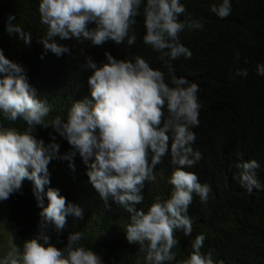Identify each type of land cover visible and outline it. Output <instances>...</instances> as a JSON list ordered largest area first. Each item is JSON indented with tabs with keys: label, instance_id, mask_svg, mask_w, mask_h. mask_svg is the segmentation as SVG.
Returning a JSON list of instances; mask_svg holds the SVG:
<instances>
[{
	"label": "clouds",
	"instance_id": "clouds-1",
	"mask_svg": "<svg viewBox=\"0 0 264 264\" xmlns=\"http://www.w3.org/2000/svg\"><path fill=\"white\" fill-rule=\"evenodd\" d=\"M210 11L224 19L231 14V0L213 2ZM186 12L180 0H39L40 23L46 26L40 40L46 52L60 57L71 50L55 42L90 41L101 46L111 41L121 45L136 43L133 31L137 17H143L145 46L158 53L157 60L168 69L171 85L165 73L153 69L142 57L133 60L117 59L105 52V61L97 65L85 55V70L90 98L73 101L65 116H50V108L37 97L28 83L25 70L8 60L0 49V203L13 194L20 193L22 182L34 184L38 213L37 234L22 244L10 236L8 250L0 256V264H104L100 255L83 246L82 233H70L63 248L50 241L49 226L57 232L63 230L68 217L83 219L84 209L69 203L59 190L50 184L48 164L56 158L69 161L78 153L87 166L86 175L98 193L105 210L113 204L128 214L124 229L126 241L143 254V264H224L214 261L213 251L201 253L205 236L197 235L191 243L187 257L177 259L179 240L192 234V219L187 215L194 195L207 202L211 187L199 182L198 176L184 169L193 167L202 155L192 145L196 135L191 130L199 126V87L184 77H177L171 62L184 57L190 59L191 51L179 43V34L189 29H202L198 21L181 22ZM15 19L9 16V22ZM94 25V27H89ZM9 34L16 33L25 44L32 36L9 23ZM81 54H84L83 51ZM256 74L264 76V64L256 66ZM246 77L248 70L236 73ZM4 122H23V131L6 127ZM37 127L51 128L65 139L72 149L58 156L60 145L45 144L33 133ZM50 139L56 137L50 133ZM170 156L175 169L168 180L172 188L167 199L156 197L145 210L142 195L145 182L156 180L155 169ZM236 179L251 195L254 190H264L257 177L256 160L242 161ZM47 206L44 207V198ZM109 201L112 204H109ZM139 264V261H138Z\"/></svg>",
	"mask_w": 264,
	"mask_h": 264
},
{
	"label": "trees",
	"instance_id": "trees-1",
	"mask_svg": "<svg viewBox=\"0 0 264 264\" xmlns=\"http://www.w3.org/2000/svg\"><path fill=\"white\" fill-rule=\"evenodd\" d=\"M186 12L181 22L198 21L202 29L185 28L179 34V43L191 51L190 59L183 56L171 62L177 77H184L199 87L197 93L201 105L199 126L191 130L196 135L192 145L202 159L184 170L195 173L201 184H208L211 193L207 202L194 195L187 215L192 219V234L183 237L177 231L179 244L173 251L177 259L187 257L192 251L191 243L197 235L205 236L202 254L213 251L214 261L224 264H264V190L249 195L236 179L242 161L256 160L257 177L264 187V76L256 74V66L264 64V0H231V14L224 19L210 11L217 0H180ZM39 0H0V49L11 62L25 70L28 83L36 90L37 97L50 108V116H65L73 101L90 98L85 70V55L91 56L97 65L106 62L104 53L117 59L144 58L153 69L165 73L166 83L171 85L168 69L157 60L158 53L144 45L143 17H137L133 31L137 34L134 45L127 41L116 45L111 41L101 46L90 41L55 42L70 48L71 54L60 57L46 52L40 40L46 26L40 23ZM15 19L9 22L8 17ZM20 26L32 36L30 43L16 33L9 34L7 25ZM89 27H94L90 25ZM83 51L84 54H81ZM248 70L246 77L236 73ZM6 127L23 131V122ZM50 133L56 137L50 139ZM33 135L47 145H60L58 156L72 151L67 141L51 128L37 127ZM59 158L48 164L50 187L59 190L69 203L84 209L83 219L68 217L65 228L57 232L49 226L51 243L63 248L70 233H82L80 243L100 255L104 264H143V254L126 241L124 229L128 214L115 204L105 210L98 193L86 175L87 166L77 153L71 161ZM170 156L155 169L156 180L145 182L144 201L137 208L145 210L156 197L167 199L172 191L168 180L175 169ZM44 207L47 199L44 198ZM111 205L112 202L109 201ZM34 184L25 179L20 193L0 203V228L5 233L22 239L37 234L38 213ZM175 264V262H173Z\"/></svg>",
	"mask_w": 264,
	"mask_h": 264
},
{
	"label": "rangeland",
	"instance_id": "rangeland-1",
	"mask_svg": "<svg viewBox=\"0 0 264 264\" xmlns=\"http://www.w3.org/2000/svg\"><path fill=\"white\" fill-rule=\"evenodd\" d=\"M35 237V236H34ZM34 237H25L22 239H15V243L22 244L23 241L34 238ZM10 237L5 231L0 228V256H2L9 248Z\"/></svg>",
	"mask_w": 264,
	"mask_h": 264
}]
</instances>
